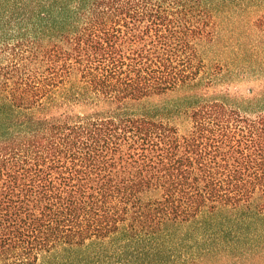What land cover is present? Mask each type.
<instances>
[{
    "label": "trees",
    "instance_id": "trees-1",
    "mask_svg": "<svg viewBox=\"0 0 264 264\" xmlns=\"http://www.w3.org/2000/svg\"><path fill=\"white\" fill-rule=\"evenodd\" d=\"M222 17L264 36V0H0V264L264 261Z\"/></svg>",
    "mask_w": 264,
    "mask_h": 264
},
{
    "label": "rangeland",
    "instance_id": "rangeland-1",
    "mask_svg": "<svg viewBox=\"0 0 264 264\" xmlns=\"http://www.w3.org/2000/svg\"><path fill=\"white\" fill-rule=\"evenodd\" d=\"M205 52L212 63L222 59L224 70L221 77L234 78L232 92H238V96L254 97L253 103H245L242 98L232 100L251 114L264 112V36L256 35L254 30L245 26L233 27L229 19L222 17L216 41L209 44ZM177 95L178 92L170 93L164 99H173ZM253 260L255 264L264 263L260 256Z\"/></svg>",
    "mask_w": 264,
    "mask_h": 264
}]
</instances>
